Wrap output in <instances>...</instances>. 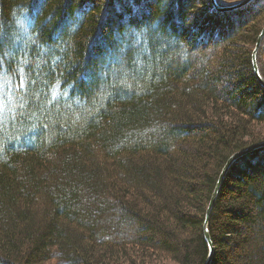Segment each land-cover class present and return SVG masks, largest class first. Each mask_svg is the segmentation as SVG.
I'll return each instance as SVG.
<instances>
[{
	"label": "trees",
	"instance_id": "1",
	"mask_svg": "<svg viewBox=\"0 0 264 264\" xmlns=\"http://www.w3.org/2000/svg\"><path fill=\"white\" fill-rule=\"evenodd\" d=\"M263 28L264 0H0V264H205L264 141ZM209 231L264 264V147Z\"/></svg>",
	"mask_w": 264,
	"mask_h": 264
},
{
	"label": "water",
	"instance_id": "2",
	"mask_svg": "<svg viewBox=\"0 0 264 264\" xmlns=\"http://www.w3.org/2000/svg\"><path fill=\"white\" fill-rule=\"evenodd\" d=\"M255 0H242L240 2H238L237 4H234V5H231V6H225V7H221L218 5L217 1L216 0H212V2L214 3L215 7L217 9H220L222 11H225V10H233V9H236V8H241L251 2H253ZM264 39V28L262 29L258 39H257V43H256V47H255V50L253 52V63H254V68H255V72H256V75L259 79V81L264 85V81L260 75V72H259V67H258V64H257V53H258V50L260 48V45L262 43ZM264 147V141H261V142H258L256 144H253L249 147H247L246 149L244 150H241L237 153H235L233 156H231V158L229 159V161L227 162V164L224 166L223 170H222V173L218 179V182H217V185L215 187V190L212 194V197H211V200H210V203L208 205V208H207V212H206V217H205V222H204V231H205V237L209 243V249H210V252H209V256H208V259L206 261L205 264H211L212 263V260H213V256H214V244H213V241L211 239V235H210V231H209V222H210V215H211V212L213 210V207L215 205V202L217 200V197H218V194L220 192V189H221V186H222V183L224 181V178L226 176V174L228 173L229 169L231 168V166L233 165V163L239 159L240 157H242L243 155H246L247 153L251 152V151H254L256 149H259V148H262Z\"/></svg>",
	"mask_w": 264,
	"mask_h": 264
},
{
	"label": "snow or ice",
	"instance_id": "3",
	"mask_svg": "<svg viewBox=\"0 0 264 264\" xmlns=\"http://www.w3.org/2000/svg\"><path fill=\"white\" fill-rule=\"evenodd\" d=\"M117 71H119V70H117ZM3 110H4V104H3V101L0 100V117H2V115H3Z\"/></svg>",
	"mask_w": 264,
	"mask_h": 264
},
{
	"label": "rangeland",
	"instance_id": "4",
	"mask_svg": "<svg viewBox=\"0 0 264 264\" xmlns=\"http://www.w3.org/2000/svg\"><path fill=\"white\" fill-rule=\"evenodd\" d=\"M246 6V5H245ZM257 64H258V62H257ZM259 67V66H258ZM170 264H173V263H170Z\"/></svg>",
	"mask_w": 264,
	"mask_h": 264
},
{
	"label": "bare ground",
	"instance_id": "5",
	"mask_svg": "<svg viewBox=\"0 0 264 264\" xmlns=\"http://www.w3.org/2000/svg\"><path fill=\"white\" fill-rule=\"evenodd\" d=\"M237 9V8H236ZM220 10V9H219Z\"/></svg>",
	"mask_w": 264,
	"mask_h": 264
}]
</instances>
